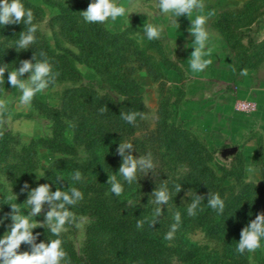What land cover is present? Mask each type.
Masks as SVG:
<instances>
[{"label": "trees", "instance_id": "1", "mask_svg": "<svg viewBox=\"0 0 264 264\" xmlns=\"http://www.w3.org/2000/svg\"><path fill=\"white\" fill-rule=\"evenodd\" d=\"M21 2L33 11L34 19L44 12L43 8L32 0H21ZM91 2L92 0H80L71 5H64L61 9L62 14L58 16L64 20L62 26L64 34L72 35L71 37L78 43L85 56L83 61L92 64L97 74L102 76L99 79L101 88L68 87L60 105L43 102L42 106L53 122L52 133L47 137L36 138L31 149L32 154H37L40 149L56 154L70 153L73 149L68 138L70 129L74 132L75 142L84 145L88 155L82 161L72 158L60 159V163L56 161L54 171L47 173V179L63 177L66 183L61 190L76 187L82 192L83 200L74 207L81 208L89 217L87 237L80 252L74 250L69 241L53 234H49L47 238L40 237L37 243L61 239L62 247L71 264H174L165 258V253L172 249V246L168 245L169 240L164 239L167 233L164 229L166 221L159 217L154 227L149 226V222L153 219V204L148 206L147 194L139 198L142 190H146L145 187L140 189L138 186L140 184H137L133 188L137 190L134 193L128 183L119 176L118 169L122 163V157L117 154V148L119 143L124 142L125 135L137 129L147 110L144 89L148 81L143 76V72L149 70L148 73L153 80H169L170 75L183 79L184 70L169 56L162 38L147 39L143 26L135 27V30L133 26H130L124 30L113 31L104 27L102 23L80 21L82 18L80 12L87 10ZM261 13L257 0H251L246 10L237 16L231 12H224L213 21L212 25L221 32L228 45L235 50L234 61L237 74L241 73L242 69L257 67L264 59V40H259L252 28L254 22L259 23ZM24 29L26 30V27L23 24L0 25V36L18 40L20 32ZM134 31L143 34L144 42L135 36ZM41 51L46 54L53 72L58 73L55 83L49 86L57 85L63 80H77L83 77L74 60V52L71 50L56 52L41 41H36L29 49L20 52L8 50L0 44V66L9 64V69L19 68L20 61L31 59L34 52L40 58ZM29 74L25 73L24 76ZM7 77L6 71L5 81L0 84V88L8 82ZM100 89H104L105 92H101ZM104 106H107L108 110L100 114L99 109ZM121 112H138L142 113V116H137L135 123L129 124L121 118ZM161 126L159 139L161 144L155 151L164 147L173 152L175 147L183 146L189 153L188 159L191 164L195 167L200 166L198 171L185 181L179 180L177 185H181V191L198 183L194 185L197 195L207 197L210 191L218 193L225 202L222 215L207 206V199L201 202L194 217L188 215L187 208L184 206H177L176 212L181 215L177 230L185 229L193 219L211 235L217 237L230 235L223 256L210 253L203 256L199 252L198 244L185 237L188 242L187 247L179 250L185 264H198L200 261H204V264H254L251 252L245 251L244 254H239L236 248L242 229L254 220L257 214L264 213V196L263 198L259 196L258 189L254 190L256 184L249 182L250 184L247 183L244 189H229L227 193V186H223L221 181L222 178L226 179L234 174L231 169L222 167V173H220L219 170L210 166L209 161H212L213 157L207 152L204 153L208 147L203 145V150H200L199 146L202 143L196 137L190 138L191 132L188 128L177 125L174 120L166 121L165 119ZM0 133H2L0 135V159H2L10 151L11 134L6 130ZM77 170L82 177L87 176L82 185L79 184L83 179L72 180V175ZM114 174L124 188L119 197L110 191L111 186L107 184L108 175ZM141 175L137 174V179ZM148 177L154 178L151 175ZM175 188V185H170L169 191L175 193ZM257 197H259L258 201ZM175 198L174 194L172 199L175 200ZM129 199L135 202V206L128 205ZM260 199L262 202L259 203ZM20 209L24 214L28 211L27 208L20 207ZM0 211L11 212L10 206L1 199ZM138 219L145 220L142 229L136 226ZM175 222L174 220L173 223ZM105 236L106 240L103 239ZM105 248H108L110 254Z\"/></svg>", "mask_w": 264, "mask_h": 264}, {"label": "rangeland", "instance_id": "2", "mask_svg": "<svg viewBox=\"0 0 264 264\" xmlns=\"http://www.w3.org/2000/svg\"><path fill=\"white\" fill-rule=\"evenodd\" d=\"M32 1L44 10L40 17L33 21L38 25L34 34L36 41L45 42L56 52L70 50L74 52V60L83 77L77 80H63L57 85L49 86L37 93L29 106L20 105V90L15 89L8 82L0 88V99L8 102V111L0 117V120L4 121L0 124V131L6 130L11 134L10 151L0 159V199L8 204H21L19 207L27 209L28 206L23 203L27 200L28 191L45 183L51 186L52 191H55L57 187L61 189L65 185L64 179L60 181L47 179V173L54 171L56 161L60 163L63 158L82 161L88 155L84 145L75 142L72 129L68 135L73 145L70 153L56 154L46 149L38 150L37 154L31 153L33 141L36 138L47 137L52 133L53 122L44 110L43 102L48 101L55 106L60 105L68 87L96 86L101 88L99 79L102 77L97 74L92 64L83 61L85 56L78 43L71 37L72 35H65L62 28L64 20L59 17L62 14V6L71 5L80 0ZM250 1L202 0V10L192 13L190 17L192 20L196 15L206 17L205 28L209 34L206 49L211 50V54L205 58L210 59L212 63L199 73H194L190 68L189 59L194 51L192 44L194 38L188 31L191 27V20L186 14L176 18L178 27L173 22L172 14L160 13L157 0H132L131 4L129 0H116L117 4L125 6L124 16L119 17L115 22L109 20L102 23L104 27L113 31L124 30L130 26H133V29L140 28L149 23L154 26H163L162 40L166 50L184 70L183 79L170 75L169 80H153L148 73L149 70L143 72V76L148 81L144 89L147 110L143 120L141 119L142 122L137 125V129L124 136V142L133 143L134 148L130 150V154L137 159L140 155H147L149 152L152 154L155 164L153 171L146 175L138 172V175H142L137 182L128 184L134 193L137 192L133 189L137 184H140L138 185L140 189L146 188L142 190L139 198L147 194L148 206L152 204L151 194L156 188L159 189L162 184H166L169 191L170 185L176 186L179 180L185 181L200 167L191 164L188 159L189 153L183 146L173 148V152L164 147L155 151L161 144L159 139L163 119L174 120L177 125L188 128L191 132L190 138L195 139L193 137H196L202 143L199 146L200 150H203V145H206L208 149H205L204 153L207 152L213 157L212 161H209L210 166L219 170L220 173H222V167L231 169L234 174L229 178H222L221 181L223 186H227V193L229 189L242 190L247 183L253 182L257 187L254 190L258 189L259 196L262 198L264 196V59L257 67L246 69V76L237 74L234 61L235 50L228 46L221 32L212 25L216 17L224 11H229L235 16L242 13ZM257 4L262 13L259 23L254 22L252 28L255 36L259 40H264V0H257ZM24 6L26 9L29 8V6ZM82 20L83 17L80 21ZM134 34L144 42L141 32L134 31ZM16 40L0 36V44L8 50L16 51L15 48H9L15 45ZM29 75L21 78L27 79ZM100 91L105 92L104 89ZM249 166L254 167L256 171L249 173L247 171ZM148 175L154 178L151 179ZM86 177H82L83 180L79 185L85 183ZM25 183L30 187L27 191L21 192ZM195 184L198 183H194L190 188L179 193L169 191L170 199L167 205H162L163 215L161 216L166 221V226H164L166 232L173 224L177 206L182 205L187 208L192 202ZM189 190L191 193L187 195ZM12 193L17 196L16 201L14 197L11 200L4 198L12 196ZM174 194L176 195L175 200L172 199ZM258 199L259 197L257 201ZM260 202L262 199L259 200ZM152 207L155 208V205L153 204ZM69 209L74 213L75 221L65 225L66 230L60 234V237L69 241L74 250L80 252L87 237L89 217L83 213L81 208L69 206ZM48 210V205L45 204L42 213L34 218L38 224L44 222ZM7 214L0 211V219ZM11 223L10 218L0 223V239L10 231ZM49 234L52 233L47 227L33 229V235L37 237L36 243L40 237L47 238ZM185 237L198 244L199 252L203 256L207 253L223 256L230 240V235L222 237L211 235L202 225H197L196 221L191 219L189 225L183 230H177L174 239L168 242L172 249L165 253L167 260L169 259L174 264L186 263L179 252L187 247L188 242ZM103 239L106 240L107 237ZM105 249L110 254L108 248ZM25 251L30 252L31 246L22 243L18 252ZM251 259L254 264H264V239L261 240V247L251 252ZM198 264H204V261Z\"/></svg>", "mask_w": 264, "mask_h": 264}, {"label": "clouds", "instance_id": "3", "mask_svg": "<svg viewBox=\"0 0 264 264\" xmlns=\"http://www.w3.org/2000/svg\"><path fill=\"white\" fill-rule=\"evenodd\" d=\"M132 0H129L131 4ZM158 8L161 14H172L173 22L178 25L177 19L182 15H187L188 18L192 13L199 12L203 8L202 0H157ZM126 8L124 5L117 4L116 0H92L88 5L87 10L80 12L83 20L86 23H106L109 20L115 22L119 17L124 16ZM191 20V27L188 29L191 37H193V48L189 63L190 68L194 73L203 72L211 63L210 59L205 57L211 54L210 49H206L209 34L206 31V17L196 15L195 19ZM34 13L28 8L26 9L21 0H0V25H15L23 24L26 30L20 32L19 39L15 41V45L9 48H15L17 52L27 50L36 42L35 33L38 25L33 23ZM148 40H156L162 38L164 32L163 26H154L146 24L143 26ZM176 47V45H175ZM40 58L36 53H33L31 59L20 61L19 68L9 69V64L0 66V84L5 81V72H8V83L15 89H19V103L22 106H29L37 93L47 89L50 84L55 83L58 73H54L52 65L49 62L46 54L41 51ZM25 73H30L27 79H22ZM240 75L246 76L247 70L242 69ZM108 110L107 106L99 109L100 114H104ZM8 111V102L5 99H0V117ZM121 118L129 124H134L137 116H142V113L128 112L120 114ZM4 123L0 120V124ZM2 135V133H0ZM134 148L131 142L119 143L117 154L122 157V163L118 169V174L129 185L137 181V173L141 172L146 175L152 172L155 164L152 159V154L140 155L137 159L130 150ZM219 156V155H218ZM231 158V157H230ZM229 158V159H230ZM228 159V160H229ZM247 171L254 173L256 169L249 166ZM63 177L57 176V181ZM73 181H81L82 175L80 171H75L72 175ZM107 184L110 185V191L119 197L123 191V185L118 180L117 175H108ZM29 185L25 183L21 188V192L29 189ZM175 191H181V185H176ZM12 192V189H11ZM191 193L188 191L187 195ZM150 201L155 205L153 210V219L149 222L150 227H154L158 218L163 215L162 205H167L170 199V194L166 184H162L159 189H155ZM17 196L12 193L10 197H4L6 200H11ZM83 199V194L76 187H69L67 190H61L59 187L55 191L51 190V186L47 183L41 184L38 187L28 191L27 200L25 203L28 206L27 214L21 212L17 203L8 204L11 212L8 213L0 223L4 220L11 219L9 225L10 231L6 232L0 239V264H71L67 253L62 247V240L57 238L50 240L48 243H36L37 237L33 235V229L38 227L48 228L50 232L59 237L66 230L65 225L75 221V215L70 211L69 206H75ZM207 199V206L218 214H223L225 210V202L218 193L208 192L207 197L194 194L192 202L187 207L189 216H195L197 209L202 201ZM129 206H135V202L128 200ZM45 204L49 210L45 214L44 222L38 224L35 217L42 213ZM176 221L170 226V230L165 234V240L174 239V234L178 229L181 221L179 212L174 214ZM145 220H137V228L142 229ZM264 239V213L256 215L254 220L244 227L240 233V240L237 244L236 251L239 254H244L245 251L254 252L261 247V240ZM25 243L31 246V251L23 253L18 252L21 244Z\"/></svg>", "mask_w": 264, "mask_h": 264}, {"label": "crops", "instance_id": "4", "mask_svg": "<svg viewBox=\"0 0 264 264\" xmlns=\"http://www.w3.org/2000/svg\"><path fill=\"white\" fill-rule=\"evenodd\" d=\"M224 12H229V11H224ZM224 12H222V13H224ZM214 27V26H213ZM225 40V39H224ZM226 41V40H225ZM227 43V42H226ZM228 44V43H227ZM229 46V45H228ZM234 56H235V54H234ZM235 70H236V66H235ZM236 73H237V71H236Z\"/></svg>", "mask_w": 264, "mask_h": 264}]
</instances>
